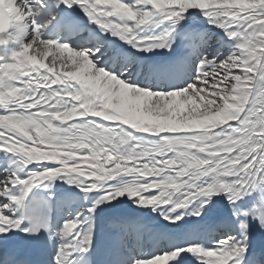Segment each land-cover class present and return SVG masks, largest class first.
I'll use <instances>...</instances> for the list:
<instances>
[{
  "label": "snow or ice",
  "instance_id": "6c2138e0",
  "mask_svg": "<svg viewBox=\"0 0 264 264\" xmlns=\"http://www.w3.org/2000/svg\"><path fill=\"white\" fill-rule=\"evenodd\" d=\"M0 264H264V0H0Z\"/></svg>",
  "mask_w": 264,
  "mask_h": 264
},
{
  "label": "bare ground",
  "instance_id": "6f19581e",
  "mask_svg": "<svg viewBox=\"0 0 264 264\" xmlns=\"http://www.w3.org/2000/svg\"><path fill=\"white\" fill-rule=\"evenodd\" d=\"M115 219H110V220H106L104 223H103V230L105 233H109L112 231V228H113V224L115 223ZM145 223L147 224H152L153 222L151 220H148L146 219L144 221ZM259 237H257V241H259ZM156 249V246H152L150 243L148 242H145V244L143 245V253L147 256L149 253L151 252H154ZM259 245L257 247V252H259Z\"/></svg>",
  "mask_w": 264,
  "mask_h": 264
}]
</instances>
